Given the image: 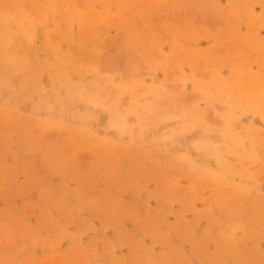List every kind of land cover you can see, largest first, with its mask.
Instances as JSON below:
<instances>
[{
	"label": "rangeland",
	"instance_id": "374dc122",
	"mask_svg": "<svg viewBox=\"0 0 264 264\" xmlns=\"http://www.w3.org/2000/svg\"><path fill=\"white\" fill-rule=\"evenodd\" d=\"M0 264H264V0H0Z\"/></svg>",
	"mask_w": 264,
	"mask_h": 264
}]
</instances>
